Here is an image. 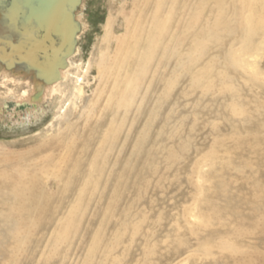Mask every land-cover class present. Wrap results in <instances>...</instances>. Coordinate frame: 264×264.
Segmentation results:
<instances>
[{"label":"bare ground","instance_id":"obj_1","mask_svg":"<svg viewBox=\"0 0 264 264\" xmlns=\"http://www.w3.org/2000/svg\"><path fill=\"white\" fill-rule=\"evenodd\" d=\"M5 1L0 0L1 11ZM14 3L10 11L18 12L17 28L28 38L17 43L1 40L8 47L0 46V61L7 68L12 60L33 69L31 56H25L26 63L20 61L26 51L11 50L10 42L29 46L34 41L20 28L24 14ZM133 9L114 56L115 37L110 26L107 31L110 46L102 57L116 72L112 76L111 68H101L102 78L112 77L98 95V108L89 107L76 123L46 137L30 152L31 161L21 172L17 170L19 176L0 177V225L5 227L0 238L5 236L17 244V224H29L23 212L36 202L37 185L44 184L45 190L58 189L60 199L74 205L122 208L125 218L119 223L125 233L128 214L140 205L154 208L156 228L163 209L178 210L169 217L175 238L164 243L169 249L191 250L185 262L215 257L212 264H264V241L260 242L264 239V79L260 64L264 58V0H142ZM180 16L179 34L165 38L177 33ZM13 21L9 17L7 22ZM167 40L173 41L184 61L177 64L175 59H167V65L172 64L165 71L175 74L174 78H165L161 84L152 81L139 90L137 70L145 76L159 67L155 50ZM145 45L149 53H144ZM75 54L82 58L80 47L71 56ZM71 56L59 70L58 81L46 82L36 73L32 94L24 91L14 97L9 91L14 97L9 101L10 95H0V114L17 121L30 119L39 111L44 113L43 105L42 110L38 105L50 99L54 118H64L71 104L66 105L61 86L69 80ZM135 58L141 69H135ZM76 70L81 75L73 78V96L81 101L89 65L80 59ZM195 72L201 78L184 85V77ZM17 79L21 87L22 78ZM77 107L75 102L74 109ZM204 167H209L205 174ZM148 215L133 223V238ZM100 220L107 223L103 217ZM153 229L147 232L151 234ZM14 245L6 250L10 256Z\"/></svg>","mask_w":264,"mask_h":264},{"label":"rangeland","instance_id":"obj_2","mask_svg":"<svg viewBox=\"0 0 264 264\" xmlns=\"http://www.w3.org/2000/svg\"><path fill=\"white\" fill-rule=\"evenodd\" d=\"M12 1L13 0L5 1L3 3L4 11L0 10V40H11L17 43L27 40L28 37L24 36L17 28L19 14L15 10L10 11V4ZM141 1L142 0H81V4L73 13L75 20L80 25V32L77 34L76 38L77 44L75 51L80 47V55L82 58L76 54V57L71 56L73 67L70 70L69 80L61 86V90L63 94H65L64 101L67 102L66 105L71 104L69 110L64 118L55 119V107L50 99H48L38 105L41 110L45 108L43 109L44 113L39 111L38 116H33L30 119L23 120V118L21 119V116H19L18 119L21 120L17 121V118L0 114V177H9V175L13 174L19 176V172H21L19 169H22V167L24 168L23 165L28 164L32 159L30 157L32 156L30 152L34 151V149H38L40 143H42L46 137L55 136L61 129L76 123L89 107L92 106L93 109L98 108L100 102L98 95L104 90L107 82H110L111 77L114 76L116 72V70H113L114 65L111 62L106 63L102 57L103 53H105L110 46V44L108 46L106 42L109 26L110 31L114 34L113 37H115L112 41L111 50V55L114 56L115 50L119 45V40L123 39L126 34V23L130 21V16L134 11L133 7L135 5H140ZM8 12L11 13L8 15ZM9 17L14 19L13 23L7 22ZM182 21V16H180L175 27L178 29L177 33L173 35L168 33L165 38H168L170 35L177 36L179 31H181ZM172 43L173 41H164L158 50H155L156 59L160 61L159 67L153 68V70L145 76L137 70V72H139L137 81L139 83V90H144L148 85L152 84V81L154 84H161L164 82L165 78L168 80L174 78L175 74H168L165 71V67L169 69L172 64L170 62V64L167 65V59L172 61L173 58L176 60L177 64H180L184 61V58L178 49L173 48ZM121 45L122 43H120L119 46ZM0 46L8 47L6 44L2 43H0ZM174 46H178V44H174ZM147 47L150 46L147 45ZM144 49V53L150 52L149 49H146V45ZM74 53L72 55H74ZM80 59L84 60L86 65H89L90 71L84 78L86 89L85 95L81 101L75 100L73 96L74 83L72 82L74 80L73 78L80 74L76 70L77 61L79 62ZM15 61L17 62L18 59L16 58ZM261 62V70L264 74V58ZM134 63L135 69H141V67L137 66V58H135ZM139 63L141 62L139 61ZM108 67L112 69L111 74L113 75L111 76V74H109V78H102L100 75L101 68L104 69ZM36 73L37 71L31 69L27 64H17L14 68L8 69L7 66L0 61V95H10L7 97L9 101L11 98L21 95L24 91L31 92L32 94V83ZM263 74L262 77L264 79ZM154 75L156 77H154ZM159 76H162V78H158ZM18 77H21L24 83L21 87H19L20 84H18ZM200 78L201 75L195 72L192 77H184V85H189ZM26 80L28 83H26ZM262 86L264 88V84ZM260 90L261 89L258 91ZM9 91L13 93L12 95L14 97L11 96ZM141 101L142 97L139 98V102ZM75 102L78 105V110L74 109ZM41 105H43L42 108ZM50 106L52 108H50ZM239 109L244 111L245 108L239 107ZM239 109L238 111L240 112ZM208 168L209 167H204V174L209 171ZM17 170L19 172H17ZM185 173H187V170ZM196 180L197 179H195V182ZM42 186H44V184L40 186L37 185L36 188L39 190L34 189L37 195V200L34 205L30 206L31 208L29 211L25 209L26 211L23 212L26 213V215H23V219L26 223L29 222V224H27L28 226L24 223L22 218L21 221L23 222H18L17 224L20 229L17 244L14 245L13 241L5 236L0 238V264H182V260H184L183 264H212L215 260V257H199L196 260H191V262H185V259L192 255L191 250H180L178 246H176L177 248L173 247L169 249L167 243H164L169 237L175 238L176 231L172 229L174 224L169 222V217L175 215V211L178 210L171 208H168V210L167 208L163 209L162 216L158 222L159 225L157 224L156 228L153 224L157 219V213L153 211L154 208L148 209L140 205L141 207L139 206L134 212L128 214V218L125 221L127 224L125 233V230H122L119 223L125 218L122 213V208L119 209L118 206L111 208L108 204L102 205L98 203H96V205L95 203L88 205L84 203L77 205L75 203L74 205L71 200L66 201L63 199L62 201V198L60 199L57 193L58 189L54 188L50 191V189L45 190ZM43 189L46 192H43ZM37 191L40 192L38 193ZM52 195L57 198L55 199ZM20 206L23 207L24 205ZM73 207L74 209H72ZM81 210L85 213L80 212ZM70 211H73L72 214H70ZM94 211H97L95 212L96 214ZM142 211L143 213H141ZM104 214H106V216H104ZM145 214H149L147 218L148 221H143L144 224L141 222V232L138 233L136 238H133L131 234L133 223L141 220V215ZM101 217L106 219V224H101L103 223L100 220ZM23 223L25 225H23ZM21 224L22 228L20 227ZM24 227L25 230L23 229ZM4 228V225H0V234H4ZM147 229H153L151 234L147 232ZM182 238L187 240L188 236H182ZM132 239H135L134 242L131 241ZM163 239L165 240L162 241ZM263 241L264 239L260 242ZM22 242H24V244H22ZM12 243L15 249L10 256L6 250L13 246ZM133 243H135V245ZM147 244L150 246L149 248H147ZM131 245L133 250L130 248ZM260 246H262V244H260ZM144 248L148 250H144ZM177 250L178 253H176ZM139 252L141 254H139ZM150 253L153 256H151Z\"/></svg>","mask_w":264,"mask_h":264},{"label":"water","instance_id":"obj_3","mask_svg":"<svg viewBox=\"0 0 264 264\" xmlns=\"http://www.w3.org/2000/svg\"><path fill=\"white\" fill-rule=\"evenodd\" d=\"M14 4L24 14L20 28L33 36L34 41L29 46L10 42L11 50L17 53L26 51L20 61L26 63L25 56H31L30 66L37 71L39 78L46 82L58 81L59 70L66 67V60L77 44L80 26L73 11L81 0H15ZM14 66L15 62L11 60L8 68Z\"/></svg>","mask_w":264,"mask_h":264}]
</instances>
